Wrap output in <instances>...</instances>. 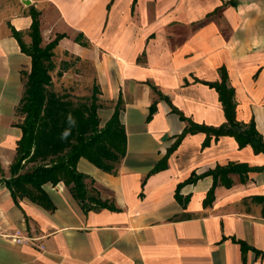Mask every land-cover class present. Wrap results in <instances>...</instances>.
<instances>
[{
	"label": "crops",
	"instance_id": "obj_1",
	"mask_svg": "<svg viewBox=\"0 0 264 264\" xmlns=\"http://www.w3.org/2000/svg\"><path fill=\"white\" fill-rule=\"evenodd\" d=\"M32 7L43 46L65 35L53 57L93 63L101 127L121 105L127 152L116 172L78 162L106 207L84 211L63 182L44 186L50 208L7 185L32 68L13 30L31 44ZM222 68L238 121L254 120L264 139V0H0V264H264V153L228 135L180 138L191 122L226 123L209 85ZM230 164L252 170L215 183L208 172Z\"/></svg>",
	"mask_w": 264,
	"mask_h": 264
},
{
	"label": "trees",
	"instance_id": "obj_2",
	"mask_svg": "<svg viewBox=\"0 0 264 264\" xmlns=\"http://www.w3.org/2000/svg\"><path fill=\"white\" fill-rule=\"evenodd\" d=\"M33 23L30 29L31 44L27 45L22 39V33L13 30L22 50L31 56L32 68L27 75L26 92L19 107V113L24 115L21 124L22 139L18 144V155L11 167L12 177L7 185L15 199L29 198L45 207H52L50 198L44 186H53L63 182L70 187L72 196L79 202L84 211L106 207L97 190L89 189L86 179L89 176L78 170V162L86 158L103 171L115 173L117 166L125 158L127 152V134L125 126L120 120L121 105L118 104L111 119L105 126H100L98 110L100 108V88L93 87V93L87 100L74 102L68 94H59L51 89L53 86L52 72L56 69L53 61L54 49L65 35H58L56 39L42 45L40 30V12L30 9ZM77 42L88 46L83 35L76 38ZM64 69L57 72L62 77L70 67L63 62ZM221 81L209 83L214 87L223 104L226 123L219 127H208L191 122L180 138L187 133L205 132L209 137L216 138L224 135L233 136L240 148L251 145L257 153H264V139L252 120L242 123L237 119V103L235 90L229 84V78L224 68L221 70ZM150 117L156 112L153 104ZM209 139L204 143L208 145ZM27 165L29 169L22 173ZM161 167H157L159 170ZM246 165L230 164L218 166L208 172L223 185L230 187V173L241 175L250 171ZM196 175L187 181L195 182ZM245 180V177H242ZM215 186V185H214ZM213 188L210 190L205 204L212 201ZM264 202V197H258ZM264 213V208H263Z\"/></svg>",
	"mask_w": 264,
	"mask_h": 264
},
{
	"label": "rangeland",
	"instance_id": "obj_3",
	"mask_svg": "<svg viewBox=\"0 0 264 264\" xmlns=\"http://www.w3.org/2000/svg\"><path fill=\"white\" fill-rule=\"evenodd\" d=\"M78 43L83 45L81 42ZM53 61L56 64V69L52 72L53 86L51 89L59 94L70 95L74 102L89 99L93 93L94 85L98 84L93 63L74 56L63 55V53L53 57ZM63 62H68L70 67L64 73L65 76L60 78L57 72L64 69ZM26 170L27 168L22 173Z\"/></svg>",
	"mask_w": 264,
	"mask_h": 264
}]
</instances>
